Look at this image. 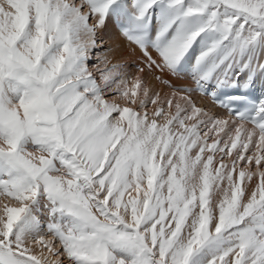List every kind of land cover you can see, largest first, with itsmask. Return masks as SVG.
<instances>
[{"label":"snow or ice","instance_id":"6c2138e0","mask_svg":"<svg viewBox=\"0 0 264 264\" xmlns=\"http://www.w3.org/2000/svg\"><path fill=\"white\" fill-rule=\"evenodd\" d=\"M0 264H264V0H0Z\"/></svg>","mask_w":264,"mask_h":264},{"label":"bare ground","instance_id":"6f19581e","mask_svg":"<svg viewBox=\"0 0 264 264\" xmlns=\"http://www.w3.org/2000/svg\"><path fill=\"white\" fill-rule=\"evenodd\" d=\"M98 38L100 39L99 43L101 44L104 43L107 47V50L103 51V54L101 53L100 55V53H98L101 57H103V60L100 62V64H103V66L105 67V70H106V67H111L113 63H121L127 66L126 71L129 74H131L132 76L137 74V68L135 69L134 66L136 67L137 65L140 64L141 57H140L139 49H135L134 45H130L129 42L126 40V38L111 23L106 29L98 33ZM105 57H107V60L110 61V63H108L107 65L105 63ZM98 59L99 58H97L96 60ZM91 71H93V73L99 79V73L102 70L101 69L99 70V68H97L95 70L91 69ZM144 75H145V78L149 81L150 85L155 90L159 91L162 94V97L171 95V93L174 91V88H170L167 84L154 79V76L160 75V73H147L146 71ZM163 79L170 81L171 84L174 85L176 88L184 87V86H188V87L194 86V83L190 77L176 78V77H172V76L165 74ZM193 99L197 102L199 106L208 109L210 113L212 114H215V115H218L224 118H226L228 115V113L226 112L224 108L219 107L212 101L211 96H205L203 94L195 93L193 95Z\"/></svg>","mask_w":264,"mask_h":264},{"label":"rangeland","instance_id":"374dc122","mask_svg":"<svg viewBox=\"0 0 264 264\" xmlns=\"http://www.w3.org/2000/svg\"><path fill=\"white\" fill-rule=\"evenodd\" d=\"M99 39V38H98ZM100 40V39H99ZM101 46V47H100ZM107 50V47H106V45L103 43V44H101V43H99V45H98V47H97V49H96V51H95V53L93 54V56H91V63L89 64V68H90V70L92 69V70H95V69H97V68H99V70L101 69L102 71L103 70H105V67L103 66V64H100V62L103 60V57H101L100 55H101V53L103 54V51H106ZM102 51V52H101ZM97 52V53H96ZM98 53H100V55L98 54ZM99 55V57H98V55ZM105 54V53H104ZM97 56V57H96ZM97 58H99L98 60H96ZM93 59V60H92ZM93 62H95V63H93ZM98 63V64H97ZM94 65H96V66H94ZM102 65V66H101ZM101 67V68H100ZM104 68V69H103ZM134 68L136 69L137 68V66L135 67L134 66ZM254 179V181L256 180V178L254 177L253 178Z\"/></svg>","mask_w":264,"mask_h":264}]
</instances>
